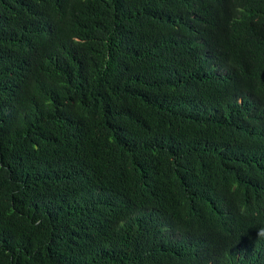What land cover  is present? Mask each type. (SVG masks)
Instances as JSON below:
<instances>
[{
  "label": "trees",
  "instance_id": "obj_1",
  "mask_svg": "<svg viewBox=\"0 0 264 264\" xmlns=\"http://www.w3.org/2000/svg\"><path fill=\"white\" fill-rule=\"evenodd\" d=\"M264 0H0V264H264Z\"/></svg>",
  "mask_w": 264,
  "mask_h": 264
},
{
  "label": "clouds",
  "instance_id": "obj_2",
  "mask_svg": "<svg viewBox=\"0 0 264 264\" xmlns=\"http://www.w3.org/2000/svg\"><path fill=\"white\" fill-rule=\"evenodd\" d=\"M260 235H264V229H261L259 232Z\"/></svg>",
  "mask_w": 264,
  "mask_h": 264
}]
</instances>
